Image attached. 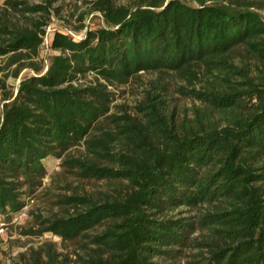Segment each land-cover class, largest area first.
<instances>
[{
  "label": "trees",
  "instance_id": "trees-1",
  "mask_svg": "<svg viewBox=\"0 0 264 264\" xmlns=\"http://www.w3.org/2000/svg\"><path fill=\"white\" fill-rule=\"evenodd\" d=\"M51 1L6 0L39 16L0 20V221L42 196L59 209L30 212L22 234L60 243L23 264H264V0H92L103 23L81 39L56 30L37 61ZM201 69L217 75L180 88L200 104L190 118L176 123L150 92L142 120L111 113L109 86L143 71L192 84ZM49 157L107 189L54 193L55 176L42 187Z\"/></svg>",
  "mask_w": 264,
  "mask_h": 264
},
{
  "label": "rangeland",
  "instance_id": "rangeland-1",
  "mask_svg": "<svg viewBox=\"0 0 264 264\" xmlns=\"http://www.w3.org/2000/svg\"><path fill=\"white\" fill-rule=\"evenodd\" d=\"M6 0H0V20L7 24H16L25 26L28 24L30 16L38 17L39 13L33 15L22 16L21 13H16L10 9H6ZM92 0H52L50 6V16L47 18V26L45 27L46 35L43 38V44L40 46L37 61L41 59L47 61L48 57L54 52L49 49L48 42L52 34L56 30L67 31L76 39H81L86 34L88 28H94L101 25L102 18L99 13L90 12V2ZM32 3H40L41 0H30ZM117 4L126 3L127 0H116ZM4 10H7L5 12ZM81 13H87L83 20H79ZM4 57H0V76L6 73L7 70H1L4 66ZM237 59L235 60V63ZM214 76L217 71H213ZM32 75L28 69H24L19 74L18 78L8 77L7 83L15 89L20 79L24 76ZM199 81L189 84L184 78L178 75L166 74L159 78L155 72L143 71L138 77L131 79L124 85L109 86L108 89L113 93V103L111 113L122 114L124 112L131 116L138 117L142 120L141 113L138 112V104L145 101L147 93L156 95L159 100H162V110L164 114L170 116L173 114L176 123L181 122L183 118H190L192 111L196 106H200L199 102L194 100L191 95L181 92V87H186L188 90L196 88L201 89L207 80H211L214 76L209 75L204 69L199 71ZM92 74H87L85 80L92 79ZM82 81V80H81ZM59 159L49 157L44 163L46 165V176L42 180V187L48 186L50 178L55 176L57 182L54 193H70L78 191L79 193H98L106 190V184L97 180H85L80 182L72 175L62 173L59 167ZM59 173L58 176L55 174ZM58 188H63L59 190ZM111 190V189H110ZM59 209L50 204L46 197L42 196L41 200H34L27 207V216L21 220L18 225L8 226L4 233L0 236V264H14L20 262L23 264V259L20 255L25 254L30 248H36L46 241L55 242L57 245L60 239L51 233H44L40 237L23 235L25 228L30 227L33 222L31 213L42 214L49 216L51 212H57ZM180 211V209H179ZM76 245H68L66 252L71 258L73 251L77 249ZM61 249V248H60ZM76 251V250H75Z\"/></svg>",
  "mask_w": 264,
  "mask_h": 264
},
{
  "label": "built area",
  "instance_id": "built-area-1",
  "mask_svg": "<svg viewBox=\"0 0 264 264\" xmlns=\"http://www.w3.org/2000/svg\"><path fill=\"white\" fill-rule=\"evenodd\" d=\"M29 203H32V200H27L26 205L18 214L14 215L10 219V225H18L21 220H24L27 216V207ZM8 225L4 221H0V236L7 229Z\"/></svg>",
  "mask_w": 264,
  "mask_h": 264
}]
</instances>
